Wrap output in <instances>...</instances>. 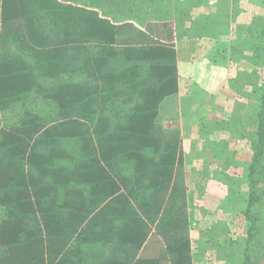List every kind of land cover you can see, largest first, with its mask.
<instances>
[{
    "label": "trees",
    "instance_id": "trees-1",
    "mask_svg": "<svg viewBox=\"0 0 264 264\" xmlns=\"http://www.w3.org/2000/svg\"><path fill=\"white\" fill-rule=\"evenodd\" d=\"M166 2L0 0V264H193L181 134L158 120L176 50L139 28ZM32 92L49 114L10 112ZM254 92L248 190L228 195L240 264H264V78Z\"/></svg>",
    "mask_w": 264,
    "mask_h": 264
},
{
    "label": "crops",
    "instance_id": "crops-1",
    "mask_svg": "<svg viewBox=\"0 0 264 264\" xmlns=\"http://www.w3.org/2000/svg\"><path fill=\"white\" fill-rule=\"evenodd\" d=\"M209 1L214 3L218 18L229 5V0ZM191 5L198 19L204 18L200 23L198 19L184 23L186 29L192 27L193 30L179 33L182 22L175 24L174 20L146 22L142 30L163 42L172 40L176 50L178 91L164 101L176 98L178 114L175 116L171 108L158 120L163 128H177L181 134L193 264H229L230 253L225 250L235 241L230 236L237 213L229 203V187L231 178L239 179L252 152L245 140L236 141V134L229 132L230 127L223 129L221 124L229 125V116L234 117L230 115L233 99H226L230 96L227 85L231 75L237 79L243 77L241 92L249 95L246 80L250 74L246 67L230 69V52L225 44H221V48L212 46L219 38L216 29L228 27L229 20L224 22L228 16L224 14L223 18L212 22L205 17L210 12L206 13L199 0H191ZM208 30H212L211 33ZM191 94L196 98L191 99ZM240 105L244 110L248 104L243 100Z\"/></svg>",
    "mask_w": 264,
    "mask_h": 264
},
{
    "label": "rangeland",
    "instance_id": "rangeland-1",
    "mask_svg": "<svg viewBox=\"0 0 264 264\" xmlns=\"http://www.w3.org/2000/svg\"><path fill=\"white\" fill-rule=\"evenodd\" d=\"M195 1V0H194ZM200 3L204 5V9L206 10V13L210 14H203V16L208 17V19L212 22L218 21L219 18H223V15H227L228 19L224 20V22H228V27L224 26V28L216 29L217 34V40L214 43L212 42L213 47H220L221 44H225V47L229 49L230 56H229V66L231 70H235L236 67L242 66L249 69V78L246 80L249 90V95L243 94L241 92L242 90V83H243V77H240V79L235 80V78H232V75L230 77L231 80L228 82V89L230 96L227 97V100H232V114L234 117L229 116L228 120L229 125H222L223 129L230 127L229 132L231 134H236L235 140L239 141L245 140L246 146L250 149V143L245 139L242 138L244 133H246L248 130H252L254 128V125L249 127L250 119L248 116V113L253 114L255 109L257 108L258 104L256 101V97L258 96V93L254 92L255 88L260 86L263 82L264 78V0H229V5L225 6V13H222V16L215 17V11H214V3L209 0H199ZM166 6L164 10L168 13L166 20H174L175 24L177 21L182 22L181 25L178 28V32L185 33L186 31H191L193 28L186 29L185 24L186 22H194L198 19L197 15L198 13L196 11H193V7L195 4L191 5V0H167ZM193 6V7H192ZM201 6V4H200ZM157 8V7H156ZM159 9L161 8L158 7ZM153 13L147 14L145 18H143L144 24L146 22H153L155 21H162V20H156L153 15ZM158 18H159V14ZM204 18L199 17L198 23L202 22ZM196 23V22H195ZM194 25V24H193ZM139 27V25H137ZM142 30V27H139ZM209 33H211L212 30H208ZM215 31V30H214ZM206 32V31H205ZM251 33L252 37H256V39H253L252 37V44L253 47H250L247 42L249 38L247 35L248 33ZM180 38V36H179ZM211 42V41H210ZM208 47V46H207ZM239 50V51H238ZM209 61V60H208ZM66 79V78H64ZM41 82L44 85H50L51 83H54L53 81H47V80H41ZM194 92H197L196 89H193ZM240 92H239V91ZM239 92V93H238ZM233 94V95H231ZM244 95V96H243ZM191 99L196 98L195 95H190ZM36 96L32 92L24 102L19 103L15 105L10 112L17 113L19 111H23L25 109H35L38 107L40 109L42 115L43 114H49L50 113V106L47 104H38L36 101ZM242 98V99H241ZM196 100V99H194ZM243 100L247 101V107L246 109H242L243 105H240V103H243ZM240 102V103H239ZM177 107H178V100L175 98H170L164 101L162 103L160 110H159V116L158 119L162 120L163 117L166 115V112H170L171 108L172 111L175 113V116H177ZM255 108V109H254ZM171 115V114H170ZM190 118V117H189ZM215 120V118H214ZM241 137V138H240ZM233 140L234 145L236 147V141ZM251 158V157H250ZM241 160V159H240ZM250 159L246 160V164L244 166V171L240 172L239 179L234 176V178H231V180H238V185L236 182L234 183L235 190H238V186L240 187V191L243 193L247 192V187L244 184V176L246 175V166L248 165ZM241 163V162H240ZM232 183V182H231ZM245 196L242 197L240 201V205H235L234 209L237 213L234 214L235 218L233 221H235L234 224V231L233 234L230 236V239L235 238V241H231V244H229V248L225 250V252L230 253L229 264H240L244 259V243L247 239V230H248V223L245 219V216L243 215V211L245 208ZM242 204V205H241ZM243 208V210L241 209ZM261 216L264 215V203L262 204L261 208ZM238 228V229H237ZM242 240V243H241Z\"/></svg>",
    "mask_w": 264,
    "mask_h": 264
}]
</instances>
